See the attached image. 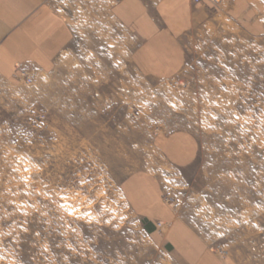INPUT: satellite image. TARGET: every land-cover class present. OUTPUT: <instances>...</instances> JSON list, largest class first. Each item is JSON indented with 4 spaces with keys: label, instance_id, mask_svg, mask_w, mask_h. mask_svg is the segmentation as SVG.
Returning a JSON list of instances; mask_svg holds the SVG:
<instances>
[{
    "label": "rangeland",
    "instance_id": "374dc122",
    "mask_svg": "<svg viewBox=\"0 0 264 264\" xmlns=\"http://www.w3.org/2000/svg\"><path fill=\"white\" fill-rule=\"evenodd\" d=\"M121 2L50 0L72 42L0 86V264H264V0L204 1L164 78Z\"/></svg>",
    "mask_w": 264,
    "mask_h": 264
},
{
    "label": "crops",
    "instance_id": "0c3cea01",
    "mask_svg": "<svg viewBox=\"0 0 264 264\" xmlns=\"http://www.w3.org/2000/svg\"><path fill=\"white\" fill-rule=\"evenodd\" d=\"M204 1L206 0H122L117 10L118 17L140 39L137 58L146 72L164 78L183 68L186 52L182 36L194 27L199 16L208 12ZM49 2L50 0H0L1 87L16 84L18 64L34 69L36 77L40 72L52 69L57 57L72 42L73 34L68 21L55 12ZM149 8H152L155 16L150 13ZM143 180V177L135 178L128 183V189L134 194V201L138 205H156L155 184L148 185L149 189L144 193L135 188L142 187L145 184ZM143 194L150 195L143 198ZM154 207L150 208L149 215H159L162 218H165L163 215H169L168 211L158 208L159 204ZM175 245L181 248L191 244L186 239L179 238ZM192 252L194 253L193 250ZM190 253L184 254L186 260L195 263L196 258Z\"/></svg>",
    "mask_w": 264,
    "mask_h": 264
},
{
    "label": "built area",
    "instance_id": "2783aa9c",
    "mask_svg": "<svg viewBox=\"0 0 264 264\" xmlns=\"http://www.w3.org/2000/svg\"><path fill=\"white\" fill-rule=\"evenodd\" d=\"M195 1L199 2L201 0H195ZM17 76L20 79H22L23 81H25L26 83H31L33 80L32 76L29 74L28 70L21 65H19Z\"/></svg>",
    "mask_w": 264,
    "mask_h": 264
}]
</instances>
